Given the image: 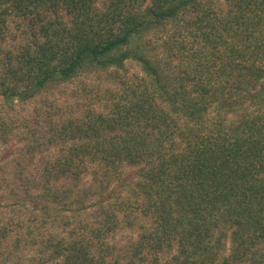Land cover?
Here are the masks:
<instances>
[{
  "label": "trees",
  "instance_id": "16d2710c",
  "mask_svg": "<svg viewBox=\"0 0 264 264\" xmlns=\"http://www.w3.org/2000/svg\"><path fill=\"white\" fill-rule=\"evenodd\" d=\"M12 19L30 38L0 56V111L129 60L142 74L27 139L5 184L29 223L4 237L25 226L35 264H264V0H0V41Z\"/></svg>",
  "mask_w": 264,
  "mask_h": 264
},
{
  "label": "rangeland",
  "instance_id": "374dc122",
  "mask_svg": "<svg viewBox=\"0 0 264 264\" xmlns=\"http://www.w3.org/2000/svg\"><path fill=\"white\" fill-rule=\"evenodd\" d=\"M8 35L6 39L0 41V56L3 50L15 47L19 43H24L30 38L28 21L12 19L9 23ZM121 79L112 77L109 73L103 71L90 72L89 74L78 75L71 80L61 83L50 90L42 92L32 100L26 102H16L13 110L2 109L0 117L11 128L12 122L16 121L17 126L11 128V132L5 142H0V184L5 187L0 188V229L6 225L9 219H21L29 223V210L15 207L17 200L9 194L6 184L12 182L14 176V160L20 155L23 144L29 138L40 137L43 131L48 128V122L51 119H66L68 117H83L92 110H103L109 104L107 100V88L117 92L122 89V83L132 82L135 77L141 75L139 66L134 61L126 62V71L121 72ZM123 81V82H121ZM51 152L54 147L50 148ZM44 153L38 155L42 158ZM50 156L51 153H50ZM46 156L44 158H47ZM36 159V158H35ZM28 169L26 173H33L34 168ZM31 171V172H30ZM134 169L125 168V175L130 181L134 176ZM86 178V177H85ZM86 179H89L87 177ZM120 180V179H119ZM6 183V184H5ZM120 181H113L110 188L119 190ZM30 209V206H27ZM86 214V212L84 213ZM135 215H133V218ZM121 219H124L120 216ZM142 221L140 218L134 226L122 224L121 227L110 236L109 242L117 249H124L130 242L135 241L138 236V225ZM50 224H47L49 227ZM39 227L38 222H34V229ZM50 228L48 231H51ZM27 229L25 226L14 230L7 237L0 233V264H35L37 261L36 249H39L38 243L33 245L28 243L24 236ZM41 232L46 231L41 228ZM40 241V234H35ZM17 238L22 241L18 244ZM49 264V263H48Z\"/></svg>",
  "mask_w": 264,
  "mask_h": 264
}]
</instances>
